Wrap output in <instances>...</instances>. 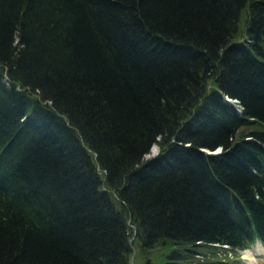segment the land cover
<instances>
[{"label":"trees","instance_id":"1","mask_svg":"<svg viewBox=\"0 0 264 264\" xmlns=\"http://www.w3.org/2000/svg\"><path fill=\"white\" fill-rule=\"evenodd\" d=\"M133 238L148 264L264 242V0H0V264Z\"/></svg>","mask_w":264,"mask_h":264},{"label":"rangeland","instance_id":"2","mask_svg":"<svg viewBox=\"0 0 264 264\" xmlns=\"http://www.w3.org/2000/svg\"><path fill=\"white\" fill-rule=\"evenodd\" d=\"M218 151H222V149L221 148H218ZM211 153H213V152H211ZM132 242H133V252H132V256H131V264H148L147 263L146 256H144L140 252L139 245H138L137 242H135V239L134 238L132 239ZM164 252H165V250H163V249L154 250V252H152V254L149 255L150 261L151 262L153 261L154 264L161 263L163 261V259H164V258H161V257H163V253ZM258 252H260V250H258ZM262 252H264V251H262ZM262 252H260V253H262ZM230 257L233 258V255H231ZM243 257H244L243 253H239V256L235 257V259L240 258V259L243 260ZM245 257H246V259L249 258L248 256H246V254H245ZM244 261H245V259H244ZM244 264H264V258L263 259H261V258L260 259H257V262H255V263H251L248 260H246Z\"/></svg>","mask_w":264,"mask_h":264},{"label":"bare ground","instance_id":"3","mask_svg":"<svg viewBox=\"0 0 264 264\" xmlns=\"http://www.w3.org/2000/svg\"><path fill=\"white\" fill-rule=\"evenodd\" d=\"M158 153H159L158 149L155 148L154 151H153V154H154V155H157ZM146 159H151V158L147 156ZM258 250H260V252L264 251L263 248H262L260 245L256 248V251H257V252H258ZM247 255H248L249 259H250L252 262H256V259H255V257H254V255H253L252 252H248Z\"/></svg>","mask_w":264,"mask_h":264},{"label":"water","instance_id":"4","mask_svg":"<svg viewBox=\"0 0 264 264\" xmlns=\"http://www.w3.org/2000/svg\"><path fill=\"white\" fill-rule=\"evenodd\" d=\"M229 100V99H228Z\"/></svg>","mask_w":264,"mask_h":264}]
</instances>
